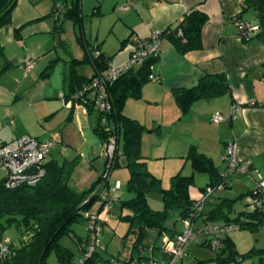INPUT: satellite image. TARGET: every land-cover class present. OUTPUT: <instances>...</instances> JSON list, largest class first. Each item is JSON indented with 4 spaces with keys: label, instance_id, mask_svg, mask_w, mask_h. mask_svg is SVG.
<instances>
[{
    "label": "trees",
    "instance_id": "trees-1",
    "mask_svg": "<svg viewBox=\"0 0 264 264\" xmlns=\"http://www.w3.org/2000/svg\"><path fill=\"white\" fill-rule=\"evenodd\" d=\"M57 2L63 5V11L57 14L54 5L50 13L55 15L57 21L59 16H63V20L70 19L76 24L82 22L84 14L81 11V0H69V2L55 0V4ZM16 3L17 0H0V29L11 24V15ZM250 8L256 12L258 29L244 41L257 38L264 43V0L241 1V12ZM207 20L208 15L200 8H190L175 23L161 31V37L169 41L179 54L200 49L202 48V28ZM19 30V27L13 29L16 38L20 37ZM55 32L57 34L60 32V26ZM133 38L134 36H131L130 39L135 47ZM77 39L84 49V56L82 58L71 56L66 61L68 64L65 76L66 89L62 92L60 99L71 102L69 109H73L78 104L90 112L94 108L93 81L110 64V56L102 52L99 43L90 42L82 35H79ZM57 48L66 50L64 41L58 39ZM157 56L158 54L151 56L137 68L123 72L106 86L110 108L104 111L97 108V123L94 127L103 145L108 142L109 137L115 138V149L108 172L120 165L122 158L124 166L129 171L126 190L132 193V196L126 199L118 196L114 203L118 205L120 211L123 208L129 210L127 214L121 213L120 217L129 223V231L135 232L129 260L136 258L138 264L144 263L143 246H151L144 242L150 230L156 231V239L164 234L173 236L171 229L165 226L167 210L170 207L180 209L181 220L201 219L204 223L234 224L239 228L250 230L264 225V206L254 207L248 203L249 210L238 211L234 217L230 215L239 198L245 195L252 197L260 195L257 187L234 199L219 198L213 206L196 216L193 214L196 212L197 201L188 193L189 186L193 185L192 174L186 175L178 171L171 176L169 187L164 188L160 179L148 171L146 161L140 152V137L145 127L136 119L125 115L123 106L127 99L140 97L142 85L150 80V67ZM86 64L91 65L93 69L91 76L77 71L78 66ZM11 66L12 62L7 59L0 43V74ZM51 68L50 63L43 73L48 75ZM229 91L225 73L217 72L204 74L193 86L175 88L173 94L180 110L184 113L199 98H210L222 93H230ZM186 158L190 160L194 171L205 173L209 177L202 191L208 186L214 187L219 182L226 181L221 175L222 171H218L211 157L200 152L194 145L190 146ZM74 165L73 161L59 163L54 159H46L43 163L45 173L34 184L23 183L16 187H6V177L0 180V240H3L2 233L9 227H15L21 233L19 246L14 247L9 244L14 254L0 255V264H48L47 256L52 251L55 252L58 261L67 264L73 259L74 253L59 242L63 235H70L79 244L78 252L84 256L82 264H111V259L101 258L96 248L86 256L90 243L89 229L85 237L81 238L75 234L72 227L74 223L88 219L89 217L85 214L89 216L93 214L88 210L100 193L93 195L92 190L100 180L104 182V188H108L107 176H104L102 172L89 188L78 191L69 184ZM151 189L161 192L163 202L161 210H155L148 204L146 192ZM102 203L101 201L99 204L100 209ZM242 216H244L243 220L240 219ZM220 241L221 245L218 248H212L208 241H202L199 245H206L215 251V256L211 260L217 264L236 260L237 251L229 233L223 234ZM226 252L227 256H224ZM148 259H151V256L147 257ZM205 261H198L197 264H203Z\"/></svg>",
    "mask_w": 264,
    "mask_h": 264
},
{
    "label": "crops",
    "instance_id": "crops-1",
    "mask_svg": "<svg viewBox=\"0 0 264 264\" xmlns=\"http://www.w3.org/2000/svg\"><path fill=\"white\" fill-rule=\"evenodd\" d=\"M241 1L137 0L136 4L130 6L128 10L120 9L121 12H126L123 16L124 24L130 30L129 36L125 37L122 43L128 41L131 36L146 38L153 30L163 31L193 7L200 8L208 15V20L202 28V48L179 54L169 41L162 39L157 59L150 67L151 74L156 78L142 85L140 97L127 99L123 106L125 115L136 119L145 127L140 137V152L146 161V167L149 172L152 170L150 161L158 159L167 160L171 157L176 158L178 163H173L174 167L166 163L165 165L168 166L167 174L171 173L172 176L178 171L182 172L186 168L187 162H190L186 157L192 145L200 152L211 157L216 165L213 158V155L216 153L215 151H221L220 145L225 148L229 142L235 143L236 155H239L240 158L245 159L246 157L253 158L255 155L259 156L258 159L251 162L260 171V166L264 163V43H261L257 38L244 41L239 37L235 23L236 19L249 23L257 22L256 12L251 8L244 12L240 11ZM54 5L55 0L53 1V8ZM133 8L135 12L131 11ZM50 13H52V10ZM15 27L12 26V30ZM55 30L56 28L53 32ZM0 43L2 44L1 37ZM99 44L102 52L110 56L111 62L113 55L103 50L101 43ZM133 49L134 45L131 42V46L128 47L127 51L112 66L118 67L126 63ZM64 51L69 54V58L72 56L67 50ZM7 59L10 60L8 57ZM57 59H60V56H57ZM68 59L64 60L65 67L61 93L66 89L65 76L68 69L66 62ZM86 65L90 66V74H86L84 69L82 70L84 65L78 66L77 71L80 74L91 76L93 69L91 65ZM52 68L49 70L48 75L51 73ZM43 70L40 73V78L48 77V75L43 73ZM217 72L225 73L230 93H222L210 98H199L191 104L188 111L183 113L175 100L173 89L193 86L204 74ZM51 98L53 97L49 96V99ZM232 103L239 107V114L233 120H224L228 122L230 127H235L237 130V134L230 141L223 139L222 121L218 123L212 122L211 115L218 112L227 117ZM73 109L61 111L53 122L54 125L61 126L60 137H56L59 141H54L53 137L49 134L46 135V133H49L48 130L45 131L44 137L40 135L34 136L39 139L54 141V145L49 150L47 160L54 159L59 163L73 161L75 163L69 184L74 189L82 191L89 188L93 182H96L104 171L103 169H105L106 160L102 151L104 145L94 131L97 115L93 121L88 114L82 112L80 109L76 111ZM212 123L216 125L214 126ZM22 134L31 135L29 132ZM22 134L20 133V135ZM11 140H1L0 143H6ZM213 144L218 145V147H213ZM97 159L98 164H96ZM122 160V164L124 165V159L122 158ZM81 161H86L87 165H83ZM180 161H183V164L178 169ZM78 167H88L89 169L84 173L83 170L82 172L78 171ZM190 167L192 169L191 165ZM216 167L218 171H222L218 165ZM175 169L178 170L174 171ZM195 173L205 174L192 169L193 185L188 188L189 196L192 199H196L197 193H201L203 187L209 181L207 174H205L207 177L198 175L196 177L197 180L201 183V180L204 179L202 181H205V184H195ZM152 174L155 175L154 173ZM260 174L263 175L261 172ZM231 179V175L226 178V183L224 184L226 188H232L233 185L237 188L243 187L239 184V181L234 184ZM117 182L120 184L119 180H116L115 183ZM103 185L104 183L102 182V187ZM98 186L99 184H95L92 194L96 190H99L98 193L102 191V188ZM120 194L118 196L122 199L132 196V193L127 190L125 193L126 197L123 198L124 194ZM217 195V199L212 200L214 198L210 194V197L206 199L204 211L213 206L219 198L234 199L230 195L225 194V192ZM206 205H210V207L206 208ZM113 208L119 209L115 203L113 204ZM178 219L182 221L180 217ZM195 222L196 220L194 221V225ZM169 229H171V233L174 235L181 232L183 227L178 230L174 228ZM193 243L190 242L188 244L186 251H190V247L196 245V243L194 245ZM196 246L209 248L206 245L197 244ZM150 256L151 259H161L163 257L158 248L155 254L154 247H151ZM214 256L215 253L211 256V259ZM151 259H148L144 264H148ZM180 261L183 264V256L177 264ZM129 262L131 260L128 258L125 264H129Z\"/></svg>",
    "mask_w": 264,
    "mask_h": 264
},
{
    "label": "rangeland",
    "instance_id": "rangeland-1",
    "mask_svg": "<svg viewBox=\"0 0 264 264\" xmlns=\"http://www.w3.org/2000/svg\"><path fill=\"white\" fill-rule=\"evenodd\" d=\"M53 1L17 0L11 15V24L5 25L0 29L4 53L12 61V66L0 74V141L11 140L20 135V133L26 132H29L32 136L40 135L44 137L46 130L49 131L46 135L49 134L54 141H59L56 137H60L61 126L54 125L53 122L61 111L69 109L60 99L65 67L64 60L69 58V54L63 49L57 48L58 39L64 41L66 50L75 57H82L84 52L77 39L79 35H82L90 42L101 43L102 49L113 55L111 64L119 60L121 55L131 46V39L122 43V40L129 36L130 30L124 24L123 16L126 12H121L120 9L124 5L133 6L137 0H81V11L84 16L80 24L73 23L70 19H65L61 22L59 20L56 21L55 16L49 14L53 9ZM67 1L69 2V0ZM131 11L135 12L134 8ZM12 26L19 27V38L14 36ZM58 26H60V32L57 34L53 30ZM57 56H60V59H57ZM26 61H31L32 66L25 68L23 62ZM49 63L53 64L51 73L48 77L40 78L41 71ZM83 69L86 74H90V66L84 65ZM49 96L53 98L49 99ZM33 108L35 109L33 110ZM78 109L88 114L93 121L95 120L97 115L96 105L90 112L81 105H75L73 110L76 111ZM213 125L215 126L216 124ZM236 134V128L230 127L228 122L223 120V139L232 141L233 136ZM213 147H218V145L213 144ZM220 147L222 148L221 151H215L213 158L216 165L224 171L225 162L221 156L225 153V148L222 145ZM236 156L238 159L251 161L259 158L256 155L253 156L254 159L250 157L243 159L239 155ZM81 163L87 165L86 161H81ZM122 163L123 160L120 159V165L109 170L106 181L109 182L110 187H113L116 180H119L118 188H120L116 193L124 194V198L126 197V182L129 171ZM149 163L152 166V170L149 169L150 172L157 175L161 179L163 187L167 188L170 184L171 173L167 174L168 166L165 164L168 163L169 166L174 167L173 163H178L176 158L152 160ZM187 163L182 173L189 175L192 173V169L190 162L188 161ZM96 164H98V159ZM182 164L183 161H180L178 169L181 168ZM255 167L258 169L256 165ZM88 169V167H78V171L82 172L83 170L84 173ZM260 172L263 175H260ZM8 174V170L0 166V180L8 176ZM198 175L207 177L205 174L195 173V178ZM259 176H264V163L260 166ZM257 177L258 174L253 172L241 173L239 170H235L232 172L231 180L234 184L239 181V184L243 187L237 188L232 184V188H226L225 186L215 188L211 193L214 198L212 200H216L217 194L222 192L230 195L231 198H235L248 190H252L255 188ZM202 180L200 183L197 178L196 181L194 179L197 185H204L205 181ZM102 182L100 180L97 183L99 184L98 187L102 188V191L99 192V197L88 210L97 216V222L100 226L99 245L96 250L103 259L116 258L117 264H125L130 256V249L136 236L133 230L129 231V223L120 217L121 213L127 214L129 210L125 208L122 211L116 208L111 210L103 207L99 208L103 194L107 190L103 188L104 185L102 187ZM98 191H93V195L99 194ZM201 193H197L196 199L201 197ZM146 196L150 207L155 210L163 208L160 191L155 189L148 190ZM251 200V195L239 198L235 202L234 211L230 215L234 217L238 211L249 210L250 205L248 203ZM209 207L210 205H206V208ZM179 212L180 209L177 207H170L167 210L166 227L176 230L183 227L182 221L178 219ZM243 217L240 219L243 220ZM203 223L201 219H198L195 222V226L200 227ZM88 226V219H84L81 222L74 223L72 227L77 236L84 238ZM229 236L234 241L237 259L222 264H264V225L255 230L233 228L229 231ZM2 239L17 247L20 245L21 233L15 227H9L2 233ZM59 242L74 253L73 259L67 264H79L84 256L78 252L79 244L76 240L70 235H63L60 237ZM144 242L151 246L154 245L156 254L157 248L159 249L161 244V238L156 239V231L150 230ZM196 245L191 246L190 251L184 253L183 264H196L197 260H206L203 264H217L211 260V256L215 253L213 249ZM151 246L145 245L142 248L145 263L151 253ZM223 255L227 256V252ZM209 258L210 260H208ZM47 262L48 264H64L58 261L54 251L48 254ZM129 264H138L137 259H133ZM179 264H181V261Z\"/></svg>",
    "mask_w": 264,
    "mask_h": 264
},
{
    "label": "built area",
    "instance_id": "built-area-1",
    "mask_svg": "<svg viewBox=\"0 0 264 264\" xmlns=\"http://www.w3.org/2000/svg\"><path fill=\"white\" fill-rule=\"evenodd\" d=\"M129 8L130 5H124L121 7L122 10H128ZM55 9L57 14H59L63 11V5L57 2L55 4ZM235 23L238 30V35L242 40H247L258 29V22L249 23L236 19ZM133 40L135 47L130 55L129 60L118 67L112 66L110 62V64L103 71H101L99 76L93 81L92 86L94 88V105H96L99 110L104 111L110 108L106 90V86L110 82L114 81L123 72L131 68H137L146 59L158 54L159 45L162 40L161 31L153 30L147 38L134 37ZM23 66L25 68L31 67V61L23 62ZM155 78L156 77L153 74L149 75L150 80ZM60 96H62V93ZM63 102L68 108L71 107L70 101ZM238 114L239 107L232 103L229 115L227 117L223 116L221 113L215 112L211 115V121L218 123L225 119L233 120L238 116ZM53 145V140L39 139L29 134L19 136L6 143H0V166L6 168L9 172L5 179V186L16 187L23 183H36L38 179L45 173L43 163L46 161L49 150ZM114 149L115 138L109 137L108 142L105 143L103 149V155L106 160L104 176L108 175V168ZM221 158L225 162V169L221 173L224 179H226L229 175H232V172L235 170H239L241 173L253 172L258 174V177L255 180V187L258 188L260 195L252 197L250 205L254 207L264 206V177L259 176V170L252 164L251 160H241L237 158L236 145L234 142H229L226 144L225 153L221 156ZM29 169L33 170V172L29 174L24 173L25 170ZM225 183L226 181L224 180L223 182H219L214 187H206L202 191L201 197L196 199V212L193 215L198 216L204 210L206 199L210 196L213 189L222 188ZM118 185L119 184L117 182L113 185V187L109 186L106 188V193L103 194L101 199L103 202V208H106L107 210L112 208L114 201L118 198V194L116 193ZM85 216L89 217L88 229L90 233V243L86 253L87 256L90 255L99 245L98 235L100 232V226L97 222V216L95 214H91L90 216L85 214ZM194 221L190 219H184L182 220L183 229L181 232L174 234L173 236L164 234L161 237V244L159 247L163 257L161 259L152 258L148 264H177V262L186 252L187 246L190 242L200 244L202 241H208L212 248H218L221 245L220 237L225 233H229L231 229L238 227L234 224L222 225L210 222L203 223L202 226L197 227L194 225ZM12 254H14V251L12 248H10L9 243L4 240H0V255L7 256ZM110 263L117 264V259L111 258ZM79 264H82V260Z\"/></svg>",
    "mask_w": 264,
    "mask_h": 264
},
{
    "label": "water",
    "instance_id": "water-1",
    "mask_svg": "<svg viewBox=\"0 0 264 264\" xmlns=\"http://www.w3.org/2000/svg\"><path fill=\"white\" fill-rule=\"evenodd\" d=\"M63 20V16H59V21L61 22ZM33 170L29 169V170H25L24 173L29 174L32 173Z\"/></svg>",
    "mask_w": 264,
    "mask_h": 264
}]
</instances>
